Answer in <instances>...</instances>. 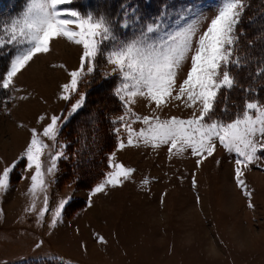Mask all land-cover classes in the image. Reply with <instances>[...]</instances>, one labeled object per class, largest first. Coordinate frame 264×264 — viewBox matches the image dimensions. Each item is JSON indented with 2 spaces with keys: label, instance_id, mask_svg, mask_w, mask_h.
I'll use <instances>...</instances> for the list:
<instances>
[{
  "label": "rangeland",
  "instance_id": "rangeland-1",
  "mask_svg": "<svg viewBox=\"0 0 264 264\" xmlns=\"http://www.w3.org/2000/svg\"><path fill=\"white\" fill-rule=\"evenodd\" d=\"M92 1V5H85L82 0H72L68 7L81 12L98 9L110 14L114 21L127 18L120 11L128 6L121 3L124 0ZM189 2L207 9L205 15L209 20L216 14V0H185L169 5L174 14V10ZM24 5L25 0L20 11L14 15L9 13L7 20L17 16ZM10 7H0V11L8 14ZM207 22H203L201 31ZM133 25L135 33L139 27L136 19ZM239 29L241 33L246 31ZM245 40L246 36L241 35L242 46L238 44L234 54L241 57L242 63L247 60L243 61L241 56L246 50ZM248 50L244 54H248ZM82 52V46L63 37L55 38L48 52L35 56L14 77L10 89H0V173L24 151L31 139V129L42 133L51 116L67 115L71 104L79 98L74 96L71 101H64L60 95L61 86L70 80L69 73L80 67ZM190 67L189 59L180 70V81L186 78ZM114 68L115 65L100 59L94 74L79 89L85 93L84 106L89 104L93 117L102 106L97 100L107 103L105 97L117 98V106L113 100L109 105L116 108L115 112L107 115L112 125L111 137L107 138L109 151H101L93 127L92 131L79 130L85 140L77 137L81 143L72 144L74 135L79 136L73 127L79 124L78 114L82 108L69 119L68 131L58 136L55 149L52 141L41 136L53 154L62 150L67 158L58 160L57 171L45 177L49 203L42 219H38V215L44 207L43 193L37 195L34 211H26L33 204L29 186L34 169L25 170L21 162L10 174L9 190L0 193V264H264V156L242 169V178L251 192L249 197L235 181L236 155L220 146L212 156L205 154V158L200 159L193 156L190 149L170 153L168 145L154 148L142 141L128 145V133L122 123L137 132L145 125L133 115L125 116L122 123H113L117 117L125 115L123 102L114 95L121 83L119 73H113ZM232 71L236 76L237 69ZM262 84L255 83L256 87ZM108 91L110 97L106 96ZM224 96L227 99L222 98L219 108L227 106L233 114L242 109L244 101L239 91L233 90V96L225 92ZM134 100L129 107L141 117L187 119L194 112L198 114V108H188L184 101L169 100L157 108L145 97L137 96ZM115 129H119L118 134ZM84 141L98 153V176L89 170L93 157L86 159L81 153ZM119 141H123L125 147L119 148ZM59 145L65 147L60 149ZM109 156L113 164H122L134 171L121 185L92 196L89 205L91 189L105 179L106 173L113 171ZM197 159H200L199 164ZM42 160L46 170L49 166L47 150ZM146 179L147 184L143 183ZM69 196L71 206L62 212L55 228L50 227L60 200ZM99 237H103V243Z\"/></svg>",
  "mask_w": 264,
  "mask_h": 264
},
{
  "label": "snow or ice",
  "instance_id": "snow-or-ice-1",
  "mask_svg": "<svg viewBox=\"0 0 264 264\" xmlns=\"http://www.w3.org/2000/svg\"><path fill=\"white\" fill-rule=\"evenodd\" d=\"M71 3L72 0H25L24 8L17 16L7 21L0 18V52L7 48L4 55L9 57L6 71L0 73V89H10L14 77L35 56L48 52L50 42L55 38L63 37L83 49L80 67L69 73L70 80L61 86L60 95L64 101H71L74 96L79 98L71 104L67 115L51 116L42 133L31 129V139L24 151L0 173V193L9 190L10 174L23 162L25 170L34 169L29 186L33 204L26 211H34L35 199L43 193L44 207L40 209L38 219L47 214L49 200L45 177L53 175L58 160L67 157L62 150L53 154L41 136L52 141L53 149L57 147L63 127L85 104L86 95L80 92V86L94 74L97 62L105 59L115 65L113 73H119L121 83L114 95L125 108V115L117 117L113 123H122L125 116L133 115L145 125L137 132L129 124L122 123L128 133V145L140 141L154 148L168 145L170 153L190 149L192 155L200 159L205 158V154L212 156L220 146L236 155L235 181L244 195L250 197L242 169L264 156V104L245 99L242 109L235 114L230 113L227 106L219 108L222 98L227 99L224 93L237 87L238 81L232 70L245 66L241 57L234 55L242 35L239 25L246 10L245 0H216V14L210 20L205 15L207 9L192 2L174 10V14L168 6L147 19L143 13L137 16L139 8L129 4L120 9L127 17L121 22L98 9L74 10L68 7ZM132 16L139 23L133 36L127 39L123 34L118 35L119 29L131 26ZM205 20H208L207 25L201 31ZM73 25L75 27H71ZM189 59L190 70L180 81V70ZM256 75L264 76V68H259ZM243 91L251 93L254 90L245 88ZM137 96L154 102L157 108L169 100L184 101L186 107L198 108V114L194 112L187 119L141 117L132 113L129 107ZM115 131L119 133V129ZM64 147L59 145L60 149ZM118 147H125L123 141L118 142ZM46 150L49 166L45 170L42 157ZM109 166L113 171L106 173L105 179L89 192V205L92 196L105 192L108 187L121 185L134 171L122 164H113L112 156H109ZM143 183L147 184L148 180ZM71 201V196L60 200L50 227L55 228ZM99 241L103 243V237H99Z\"/></svg>",
  "mask_w": 264,
  "mask_h": 264
},
{
  "label": "trees",
  "instance_id": "trees-1",
  "mask_svg": "<svg viewBox=\"0 0 264 264\" xmlns=\"http://www.w3.org/2000/svg\"><path fill=\"white\" fill-rule=\"evenodd\" d=\"M82 1L83 2L81 3L85 5L86 3L88 5L93 4L92 0H82ZM179 1H185V0H124L121 3L122 4L127 3L128 5L130 4L132 5V8L138 7L139 12L136 14L140 15L141 13H143L145 14V18L147 19L148 16H155L162 9H165L168 6H170L169 4H176ZM190 1H193V0H190ZM22 3H23V0H0V7H4L7 9L9 6H11L10 9L6 11L8 12V14H6L5 11H0V18H5L4 20H7L8 18L7 16L10 15L9 13L14 15L16 12H19L20 6L22 5ZM245 3L247 7L243 14L242 21L239 25V28H244V30H246L245 32L242 33L243 36H246V40L243 42L245 44L244 46L246 47V50L247 48H249V50L247 51L248 54H244L246 50L242 52L243 54L241 56L244 57L243 61L245 58H247V60L244 61L245 63L243 64L245 66L243 68L237 69L236 78H237L238 84H237V87L234 88L233 90L236 89V91H239V94L243 101L245 99H253V100H257L262 103L264 102V76L257 77L256 72L259 68H264V0H245ZM98 8L100 9L101 7L98 6ZM132 19L135 20L136 18H133L132 16ZM132 19L130 21V24H131L130 27L119 29V34H123L124 38L130 39L132 37V34L134 33L133 31H134L135 25H133L134 20ZM117 22H121V21L117 20ZM241 46H242V43L241 41H239V47ZM7 51L8 49L5 48L3 52H0V73L5 72L6 70V65L8 63L9 57L4 55V53ZM257 81L262 82L263 83L262 86L256 87L255 83ZM245 88H252L254 91L251 93L253 94L245 93L243 91V89ZM233 90H231V92H228L232 96H233ZM106 96H109V97L111 96L109 91H108V94H106ZM232 96H229V97H232ZM105 100L107 103H102L100 100H97V102H99V104L102 106H101L100 112L96 113L95 117L90 115L92 109L88 107L89 104L82 107V109L80 110L78 114L79 118L77 122L79 124H76L73 127L75 133L78 132L79 134V136H76L77 134L74 135V141L73 139L71 140L74 146L75 144H77V142L81 143L80 142L81 140L78 141L77 137H80L82 140H85L84 135H82V133L79 130H82V131L84 130V132H85V129L92 131V127H93V129H95L93 134L96 135V137L98 138V143L100 142L99 147L101 151L104 153H107L109 151L108 149L109 143L107 141V138L111 137L110 129L112 125L110 124V122H108L109 118H107V115L108 114L110 115V113L115 112L113 110L116 108L109 106L112 104L111 103L112 100H113V103H116V106L118 102H117V98L115 97H113L112 100L111 99L108 100L107 97H105ZM234 100L238 102L240 101L238 98L237 99L234 98ZM236 101H234L233 103H235ZM105 110L107 111L104 112ZM91 123L93 126L90 125ZM80 125H82L81 126L82 129H79ZM69 126H70V120L63 127V131L64 132L68 131L67 128ZM84 143H85L84 145L82 143L83 146L81 149V153L83 157L86 159L93 157V161L89 163L91 164L92 169H89V170L92 172H96L98 176V174H100L98 171L100 169L99 167L100 163L97 162L99 158L98 153L92 150V148L90 147V144H88L85 141ZM66 171L68 172L69 170L67 169ZM88 174L89 173L86 172V175ZM93 175L95 176V174ZM93 175H91V177ZM88 178L90 177H87V179Z\"/></svg>",
  "mask_w": 264,
  "mask_h": 264
}]
</instances>
